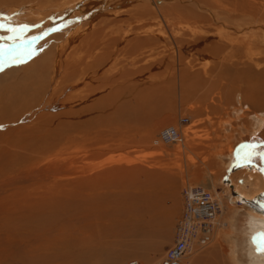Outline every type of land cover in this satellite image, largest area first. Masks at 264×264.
<instances>
[{
  "label": "rangeland",
  "instance_id": "rangeland-1",
  "mask_svg": "<svg viewBox=\"0 0 264 264\" xmlns=\"http://www.w3.org/2000/svg\"><path fill=\"white\" fill-rule=\"evenodd\" d=\"M165 6L184 16L173 31L180 52L157 19L142 27L165 37L166 48L162 42L150 44L159 52L155 60L174 65L158 71L155 84L148 83L147 69L141 86H123L118 97L116 86H75V115L49 133L46 142L54 144L43 155L32 154L40 133L29 137L17 124L0 134V264H128L133 259L157 264L184 210L186 173L195 181V173L212 171L217 192L230 204L234 184L244 174H234L239 161L227 167L228 151L236 153L241 140L251 138L254 115L264 112V0H170ZM200 6L219 13V23ZM245 11L249 16L242 15ZM8 15L0 12V26ZM99 20L84 26L83 33L102 27ZM48 39L37 40L38 49L10 65L38 56ZM148 49L145 44L140 49L143 65L152 58ZM219 63H234L238 71L225 65L213 69ZM166 126L182 130L185 147L159 140ZM252 158L245 160L259 173L254 179L264 190V165L252 164ZM256 204L245 202L244 208L263 212ZM235 205L225 240L195 247L181 264L246 263L240 248L248 213ZM231 238L238 242L235 254L229 250ZM132 247L147 249L142 257L126 254Z\"/></svg>",
  "mask_w": 264,
  "mask_h": 264
},
{
  "label": "bare ground",
  "instance_id": "bare-ground-1",
  "mask_svg": "<svg viewBox=\"0 0 264 264\" xmlns=\"http://www.w3.org/2000/svg\"><path fill=\"white\" fill-rule=\"evenodd\" d=\"M168 1L170 0H0V12L9 13V18L6 22L3 21V25L0 26V134L12 132L13 128L11 127L15 125L17 127V124H20L22 129L25 128L29 137L35 138L40 133L41 135L36 139L38 142L31 144L34 148L32 154L43 155L47 151V146L54 144V141L51 144L46 142L47 137L50 136L49 133L57 129V125L60 126L64 123L67 117L75 115V86H95L96 88L99 86H116L115 94L118 97L123 86H141L144 79L141 75L142 71L147 69H150L149 74L151 75L150 78L147 76L149 78L148 83L155 84L152 80L154 75L161 70L171 71L174 65L171 66L170 63H162V65L159 64L157 58L155 60L154 55L159 52L157 46L151 47V43L162 42L163 48H166L165 37L155 33L157 29L156 31H142V27L157 19L160 30L163 32L164 30L161 28L166 27L164 33L170 34V38L175 43L179 53L178 47L180 45L177 44L181 40L175 37L173 31L175 25L180 23L184 16L181 15V17V13L176 12L175 8L172 10L167 8L169 4L165 6V3ZM200 7L210 13L211 19L215 21L219 19V13L215 11L213 13L212 8ZM242 15L249 16V12L245 11ZM159 18L162 20V25ZM97 19H100L99 23L103 26L92 27L88 33H83L82 28L86 25H95ZM30 22L31 24H29ZM217 22L219 23V21ZM246 23L249 24L250 21ZM110 24L112 26L109 28L108 25ZM55 30L58 31L52 34ZM32 33L34 36L27 37ZM43 34H46L47 39L49 38L48 40L51 41L49 46L43 49L44 51L38 56L34 54L35 57L26 62L25 58L22 60L23 63H20L21 65H10L17 58L20 60L27 53H32L37 48V40H44V38L37 39ZM45 40L41 41L42 44ZM144 44L149 46L148 55L152 58L149 62H144L143 65L141 63L143 52H140V49ZM216 45L218 46V44ZM212 46L214 49L216 48L214 44ZM206 49L208 50V48ZM164 61L162 60V62ZM181 64L176 65L180 70L182 69ZM224 65L221 63L214 64L213 69L221 68ZM233 66L236 65L231 63L225 68L230 69L229 71H238ZM203 71L205 74L208 72L207 69H203ZM91 89L92 87H89L88 91ZM105 98L107 101L108 98ZM102 99H104L103 96L97 100ZM238 100H242L241 96H238ZM254 116L251 138L241 140L244 143L238 147L236 153L233 150L228 151L230 161L227 167L230 168L231 165H234L233 162L239 161L240 169L234 174L236 172L244 174L242 181L234 184L233 191L229 195L230 198L228 197L229 205L226 204V197L220 196L221 193L217 192L212 171L205 172V170L202 173L197 172L199 174L195 173L193 175V178L197 179L195 181L190 178L191 175L186 173L187 191L185 195L191 194L193 189L201 188L203 192L210 194V198L206 200L207 205L209 203L215 204L217 209L214 206L212 217L209 220L210 229L208 230L207 227L204 232V237H208V239L202 243L197 239L198 235L190 236L189 247L182 258L195 247L202 249L212 240L221 244L226 238L225 234L228 233H225L224 229L229 231V227L232 225L229 212L237 207L235 204L240 203L239 209H245L247 212L248 209L244 208L245 202L249 203L255 200L261 204H256V206H261L263 212L257 209L247 212L246 241L240 250L242 249V254L247 260L245 264H264V253L261 254V251H264V245L260 244L258 235L264 232V190L259 188L258 177L256 176V180L254 179V175L259 173L255 172L254 166L248 165L249 162L245 160L250 156L253 157L252 164L264 165V142L261 143L260 140H257L263 137L264 112ZM164 130L171 131L172 141L164 142L162 140L161 134ZM183 139L182 130L176 126H166L159 131V140L163 144L180 142L185 147ZM249 141L254 143L250 144ZM261 178L264 184L262 175ZM197 181L204 182L203 186L197 184V186H191ZM261 194H263L262 197H257ZM199 197L201 201L202 194ZM185 208L184 205V210L178 221L182 218ZM186 223L187 226L195 224L193 212H188V217L183 224L186 225ZM199 230L197 228V231ZM168 239L170 237L165 241ZM237 243L234 238H231L229 250L234 254L239 248ZM134 249L132 247L126 254L132 253L142 257L147 248L140 247L133 251ZM195 262L194 264L197 263Z\"/></svg>",
  "mask_w": 264,
  "mask_h": 264
},
{
  "label": "built area",
  "instance_id": "built-area-1",
  "mask_svg": "<svg viewBox=\"0 0 264 264\" xmlns=\"http://www.w3.org/2000/svg\"><path fill=\"white\" fill-rule=\"evenodd\" d=\"M164 130L161 134V138L164 142L172 141L171 131ZM175 141V140H173ZM202 194L201 201L199 195ZM210 198V194L203 192L201 188L193 189L192 193L185 195V211L182 218L177 221L174 238L172 243L166 248L163 258L159 261V264H180L181 258L189 247L190 236L195 237L198 235L199 242L204 243L208 237H204L205 229H210L209 220L212 217V210L217 209L215 204L206 202ZM189 199V200H188ZM194 213L195 224L186 225L183 224L184 220L188 217V212ZM190 227V228H188ZM197 228L200 230L197 231ZM198 233V234H197ZM128 264H137L136 261L130 260Z\"/></svg>",
  "mask_w": 264,
  "mask_h": 264
},
{
  "label": "snow or ice",
  "instance_id": "snow-or-ice-1",
  "mask_svg": "<svg viewBox=\"0 0 264 264\" xmlns=\"http://www.w3.org/2000/svg\"><path fill=\"white\" fill-rule=\"evenodd\" d=\"M10 38V37H9ZM260 237V244L264 245V232L258 234Z\"/></svg>",
  "mask_w": 264,
  "mask_h": 264
}]
</instances>
